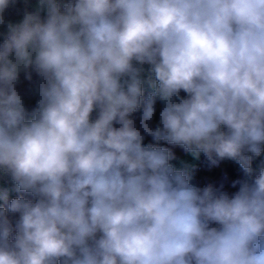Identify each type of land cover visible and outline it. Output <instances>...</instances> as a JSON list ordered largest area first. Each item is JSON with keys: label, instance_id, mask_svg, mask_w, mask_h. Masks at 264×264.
<instances>
[{"label": "clouds", "instance_id": "1", "mask_svg": "<svg viewBox=\"0 0 264 264\" xmlns=\"http://www.w3.org/2000/svg\"><path fill=\"white\" fill-rule=\"evenodd\" d=\"M262 155L264 0H0V264H264Z\"/></svg>", "mask_w": 264, "mask_h": 264}, {"label": "built area", "instance_id": "2", "mask_svg": "<svg viewBox=\"0 0 264 264\" xmlns=\"http://www.w3.org/2000/svg\"><path fill=\"white\" fill-rule=\"evenodd\" d=\"M197 163V171L194 175L193 180V183L195 185L203 187L208 183L219 185L221 182H223L225 184L226 190L235 191V189L231 188V182L235 179H240L241 177L233 174L224 175L222 172L226 164L225 161L222 162L219 167L209 169L207 166V162L202 155V157Z\"/></svg>", "mask_w": 264, "mask_h": 264}, {"label": "crops", "instance_id": "3", "mask_svg": "<svg viewBox=\"0 0 264 264\" xmlns=\"http://www.w3.org/2000/svg\"><path fill=\"white\" fill-rule=\"evenodd\" d=\"M147 140H150L149 138H146ZM151 141V140H150ZM147 143V142H145ZM173 151L177 154L178 159L176 161H173V163L177 166V167H181L183 163H187V164H195L197 165L198 161L194 160L190 155L185 154L182 149L179 148H175L173 149ZM202 157V155H201ZM225 167L228 166L229 170L231 171V173L233 174H237L238 176H240L242 178L243 173L240 171L239 166L236 165L234 162L232 161H225ZM194 180V178H193Z\"/></svg>", "mask_w": 264, "mask_h": 264}, {"label": "rangeland", "instance_id": "4", "mask_svg": "<svg viewBox=\"0 0 264 264\" xmlns=\"http://www.w3.org/2000/svg\"><path fill=\"white\" fill-rule=\"evenodd\" d=\"M34 103V101L32 102ZM145 142H151L150 140H145ZM264 161V155H262L261 157L259 158H256L254 161H253V167L254 168H258L260 165H261V162ZM3 182H0V184H2Z\"/></svg>", "mask_w": 264, "mask_h": 264}, {"label": "trees", "instance_id": "5", "mask_svg": "<svg viewBox=\"0 0 264 264\" xmlns=\"http://www.w3.org/2000/svg\"><path fill=\"white\" fill-rule=\"evenodd\" d=\"M157 108H158V110H159V105H157ZM157 119H158V112H157ZM150 140H151V138L150 137H148ZM224 175H230V174H233V173H231V171L229 170V168H228V166H226V167H224L223 168V172H222ZM233 175H237V174H233ZM16 195V193H10V198L11 197H14Z\"/></svg>", "mask_w": 264, "mask_h": 264}]
</instances>
